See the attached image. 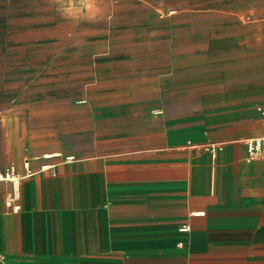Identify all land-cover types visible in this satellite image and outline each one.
<instances>
[{
    "label": "crops",
    "instance_id": "1",
    "mask_svg": "<svg viewBox=\"0 0 264 264\" xmlns=\"http://www.w3.org/2000/svg\"><path fill=\"white\" fill-rule=\"evenodd\" d=\"M261 61L219 85L189 75L208 84L178 91L212 94L203 107L232 112L162 129L151 145L131 133L140 149L78 156L56 135L32 134L48 141L33 148L37 157L22 170L0 166L22 176L17 211L5 203L10 183H0V264H264V160L246 162L244 143L263 133ZM161 87L130 91L170 90ZM207 142L222 149L212 157Z\"/></svg>",
    "mask_w": 264,
    "mask_h": 264
},
{
    "label": "rangeland",
    "instance_id": "2",
    "mask_svg": "<svg viewBox=\"0 0 264 264\" xmlns=\"http://www.w3.org/2000/svg\"><path fill=\"white\" fill-rule=\"evenodd\" d=\"M261 60L264 0H0V166L37 157L48 141L32 134L82 156L202 126L232 110L179 86L208 84L193 83L201 73L219 85ZM152 85L170 90L130 91Z\"/></svg>",
    "mask_w": 264,
    "mask_h": 264
},
{
    "label": "built area",
    "instance_id": "3",
    "mask_svg": "<svg viewBox=\"0 0 264 264\" xmlns=\"http://www.w3.org/2000/svg\"><path fill=\"white\" fill-rule=\"evenodd\" d=\"M257 111L259 112L262 122H263V133L260 136L249 138L245 140V147H246V162H252L259 159L264 160V107H258ZM203 149L209 152V154L214 157L215 154L222 149V145L214 143V142H207L203 146ZM71 159V158H66ZM48 168L47 165L41 166V169ZM30 172H28L29 174ZM22 179V176L16 171L13 165L7 166L0 170V183L1 182H8L11 185L10 193L6 198V205L11 207L13 211H17L19 209V205L15 202L19 197V183ZM188 226H184L181 228L182 231L188 230Z\"/></svg>",
    "mask_w": 264,
    "mask_h": 264
}]
</instances>
